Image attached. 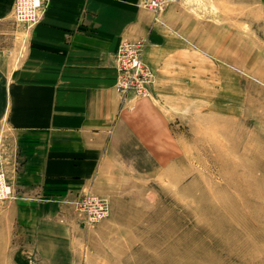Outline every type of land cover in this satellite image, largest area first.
<instances>
[{"label":"rangeland","instance_id":"374dc122","mask_svg":"<svg viewBox=\"0 0 264 264\" xmlns=\"http://www.w3.org/2000/svg\"><path fill=\"white\" fill-rule=\"evenodd\" d=\"M50 1L31 25L16 0H0V15L30 31ZM144 5L157 36L119 45L143 43V70L125 73L123 94L116 83L122 133L99 189L68 206L64 239L25 244L1 134L0 264H264V0ZM87 196L96 213L76 205Z\"/></svg>","mask_w":264,"mask_h":264},{"label":"crops","instance_id":"0c3cea01","mask_svg":"<svg viewBox=\"0 0 264 264\" xmlns=\"http://www.w3.org/2000/svg\"><path fill=\"white\" fill-rule=\"evenodd\" d=\"M144 1L51 0L30 31L0 15V136L15 192L6 206L25 244L64 239L70 203L103 181L124 120L118 47L157 36Z\"/></svg>","mask_w":264,"mask_h":264},{"label":"built area","instance_id":"2783aa9c","mask_svg":"<svg viewBox=\"0 0 264 264\" xmlns=\"http://www.w3.org/2000/svg\"><path fill=\"white\" fill-rule=\"evenodd\" d=\"M168 0H147V4L150 9L158 10L164 6V4ZM45 4V0H16L15 9H16V17L19 21L26 22L31 25V23H36L37 18L39 17V12L43 10ZM143 43L135 42L134 45H128V43L123 44L119 47L117 53V66L119 69V76L117 80V89L119 92L127 91L128 85L124 83L125 73L128 74L129 71H135V74H139L143 70V65L141 60L139 59V51L142 50ZM129 47H133L136 50V54L129 64V60L127 59L126 52ZM129 64V65H128ZM127 71V72H126ZM124 72V73H123ZM11 196V188L7 184L6 177L4 173L0 172V200ZM76 205L82 209L83 205L89 207V213H96L97 209L100 207L96 199L90 196H87L85 200L77 201ZM82 206V207H81ZM84 208V207H83ZM94 219V218H93ZM92 219V220H93Z\"/></svg>","mask_w":264,"mask_h":264}]
</instances>
